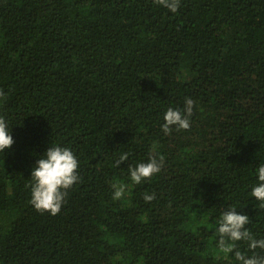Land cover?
Listing matches in <instances>:
<instances>
[{"label":"trees","instance_id":"trees-1","mask_svg":"<svg viewBox=\"0 0 264 264\" xmlns=\"http://www.w3.org/2000/svg\"><path fill=\"white\" fill-rule=\"evenodd\" d=\"M186 97L190 127L165 134ZM0 116V264H230L209 228L230 204L264 235V0H0ZM52 143L79 161L55 215L29 202Z\"/></svg>","mask_w":264,"mask_h":264},{"label":"clouds","instance_id":"clouds-1","mask_svg":"<svg viewBox=\"0 0 264 264\" xmlns=\"http://www.w3.org/2000/svg\"><path fill=\"white\" fill-rule=\"evenodd\" d=\"M160 3L170 12L176 13L180 0H160ZM194 102L186 97L183 107H168L162 116L161 130L168 134L175 127L176 130H186L190 127ZM14 143L12 127L8 121L0 116V153L11 148ZM126 159L121 155L120 163ZM162 161L150 157L147 161L129 166V178L134 184H140L147 178L159 173ZM79 161L71 148L59 143H52L46 151L38 156L31 167L30 204L37 210L57 214L64 202L66 190L79 180L77 169ZM249 188V196L264 207V163H259L253 173ZM113 199H120L125 193V185H113ZM145 201H151L152 195L145 194ZM209 224L215 241L216 252L230 264H264V235L257 237L247 226L250 216L236 204L228 205L214 217ZM240 242L246 247L242 249Z\"/></svg>","mask_w":264,"mask_h":264}]
</instances>
